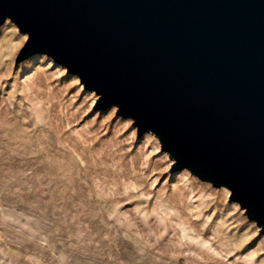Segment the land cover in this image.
Wrapping results in <instances>:
<instances>
[{"label":"rangeland","instance_id":"1","mask_svg":"<svg viewBox=\"0 0 264 264\" xmlns=\"http://www.w3.org/2000/svg\"><path fill=\"white\" fill-rule=\"evenodd\" d=\"M0 25V264H264V233L231 190ZM79 81V83H77Z\"/></svg>","mask_w":264,"mask_h":264},{"label":"water","instance_id":"2","mask_svg":"<svg viewBox=\"0 0 264 264\" xmlns=\"http://www.w3.org/2000/svg\"><path fill=\"white\" fill-rule=\"evenodd\" d=\"M8 18L15 63H63L264 233V0H0Z\"/></svg>","mask_w":264,"mask_h":264},{"label":"snow or ice","instance_id":"3","mask_svg":"<svg viewBox=\"0 0 264 264\" xmlns=\"http://www.w3.org/2000/svg\"><path fill=\"white\" fill-rule=\"evenodd\" d=\"M77 83H79V81H77Z\"/></svg>","mask_w":264,"mask_h":264}]
</instances>
